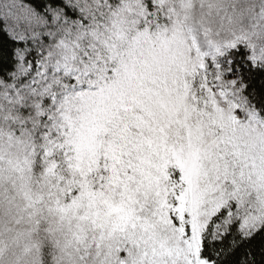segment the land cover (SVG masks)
Returning <instances> with one entry per match:
<instances>
[{
	"label": "snow or ice",
	"instance_id": "1",
	"mask_svg": "<svg viewBox=\"0 0 264 264\" xmlns=\"http://www.w3.org/2000/svg\"><path fill=\"white\" fill-rule=\"evenodd\" d=\"M0 264H264V0H0Z\"/></svg>",
	"mask_w": 264,
	"mask_h": 264
}]
</instances>
